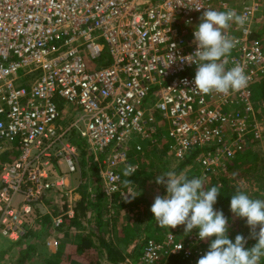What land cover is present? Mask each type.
Returning <instances> with one entry per match:
<instances>
[{
    "label": "built area",
    "instance_id": "1",
    "mask_svg": "<svg viewBox=\"0 0 264 264\" xmlns=\"http://www.w3.org/2000/svg\"><path fill=\"white\" fill-rule=\"evenodd\" d=\"M208 8L248 17L243 28L227 30L238 43L226 68L239 64L248 78L228 95L198 93L196 66L185 60ZM104 49L109 63L93 68ZM263 77L264 0H0V140L17 150L0 169V236L18 241L26 220L43 215L50 192L68 190L74 173L82 183L76 140L109 199L132 194L123 174L137 168L130 141L142 153L144 142L158 140L178 162L196 149L192 178L205 183L227 173L235 155L264 136L252 101ZM73 207L67 202L54 226L72 217ZM206 241L195 228L169 231L148 239L130 264L174 257L197 264Z\"/></svg>",
    "mask_w": 264,
    "mask_h": 264
},
{
    "label": "clouds",
    "instance_id": "2",
    "mask_svg": "<svg viewBox=\"0 0 264 264\" xmlns=\"http://www.w3.org/2000/svg\"><path fill=\"white\" fill-rule=\"evenodd\" d=\"M247 19L234 9H204L200 23L193 31L195 51L185 59L196 66L192 88L198 93L228 95L247 86L243 66L235 64L226 68L227 57L238 43L236 38L227 34V30L233 24L243 28ZM136 170L129 165L123 174L128 177ZM155 182L164 184L166 189V194L157 195L150 207L157 226L169 229L184 225L185 234L195 228L200 240L210 239L208 250L197 264H259L260 258L264 257V200L250 198L241 191L231 196L230 211L236 217L246 218L250 236L256 240L251 248H245L246 238L237 234L234 241L230 240L227 236L228 219L221 210L213 208L219 194L216 186L205 191L202 179H189L183 173L172 171L158 175ZM130 196L134 198L136 195L130 193ZM257 226L259 231H256ZM181 248L182 244H179L175 250Z\"/></svg>",
    "mask_w": 264,
    "mask_h": 264
},
{
    "label": "rangeland",
    "instance_id": "3",
    "mask_svg": "<svg viewBox=\"0 0 264 264\" xmlns=\"http://www.w3.org/2000/svg\"><path fill=\"white\" fill-rule=\"evenodd\" d=\"M102 42V41H100ZM103 56L108 57L107 49H104L102 52ZM258 112L259 116H256L258 120L263 121L264 123V101L258 99ZM165 138L169 139L167 136V131H164ZM167 139V140H168ZM5 145L0 148V161L8 160L12 154L7 152H1L4 149ZM129 161L137 165L139 169L138 174V184H139V209L141 214H139V221H136L135 215H129L125 210L117 213L113 206L109 209V213L107 214L110 218L109 222L111 224L108 226L107 231L105 232L107 239H110L114 242V245L117 247L118 256L121 255L122 259L119 264H130L136 257V253L141 246L142 239L144 236L148 235L150 232L154 233L153 235L156 237H161L165 235L169 231H178L184 230V225H178L176 228H160L157 226L156 222L153 226L147 228V220L146 216H144V212L149 211L152 203L154 202V198L157 195L163 196L166 194V189L164 184H157L155 182L156 177L158 175H163L166 172L171 171L172 168L176 166V163L173 161V158L169 153L167 154V146L164 147L161 145L160 141H156V143L151 144V142L143 143V151L142 153H136L134 151V142H129ZM249 147V146H248ZM85 150V149H84ZM249 150L256 151L260 160L258 162L259 166H262V170H256L252 167L251 173L249 169L251 165L247 160L245 161H235L233 160V170H228L227 173L224 174H214V178L207 179V183L203 182V188L205 191L209 189V184L213 181V179H219L221 175H225L228 179V186L233 189L235 193L237 191H241L249 195L250 198L253 199H261L264 200V136L261 140L253 142V145L249 147ZM155 152L152 154L151 152ZM84 152L86 154H84ZM82 154H79V166H80V174H83V185L86 184L87 188L92 190L94 179L90 178L89 175V164L90 160L87 159V152L84 151ZM163 152V153H161ZM148 154V155H147ZM2 163L0 162V165ZM186 165L181 173L185 174L187 171L189 175L193 176L197 169H192L196 165ZM60 170H64V166L60 165L58 168ZM180 173V174H181ZM259 174V175H256ZM70 182L68 186V190H58L56 192H50V196L47 199H44V209H42L39 213L45 215V210L49 211L50 218L46 219L45 225H43V234L40 236L31 237V240L35 242L36 250L33 252V257L31 261L26 264H41L43 259L47 256L48 252L52 253L57 251V249L61 246V244H67V251H72L71 241L68 240L66 236L65 226L63 223L58 225L57 227L53 224V219L57 216H60L66 210V203L69 202L72 206H74L75 202L79 199V187L78 184V175L76 173L71 174L69 176ZM192 179V178H191ZM208 181H210L208 183ZM92 182V183H91ZM128 182V179H127ZM134 185L133 192H136L137 187ZM109 201V200H108ZM110 202V201H109ZM110 206V205H108ZM46 208V209H45ZM215 210H218L215 205H213ZM45 212V213H44ZM125 212V213H124ZM228 212V211H227ZM224 214V213H223ZM224 216L228 219V227L234 230L243 231V236L246 240L251 238L250 236V228L246 225V218L236 217L230 210L228 215L225 213ZM63 222V221H62ZM92 222V220H91ZM127 224H126V223ZM132 224L125 228V231H130L133 233L132 240L125 243L121 241V236H125L124 231L120 232L122 225ZM82 227H84V231L87 232L89 230L90 225L86 222V219L82 220ZM31 228L34 230H39L41 228L40 224H31ZM82 230L73 231L74 234L80 232ZM256 231H259V227L257 226ZM120 240H119V239ZM124 239V238H123ZM25 240L20 241V243L9 241L8 239L0 236V264H15L18 259L19 249L25 245ZM209 239H207V243ZM55 243V245H54ZM256 240L251 242V244H255ZM209 244V243H208ZM252 245V246H253ZM251 246V247H252ZM53 247V248H51ZM249 247V248H251ZM246 248V244H245ZM104 251V250H103ZM100 264H110L104 258H100Z\"/></svg>",
    "mask_w": 264,
    "mask_h": 264
},
{
    "label": "trees",
    "instance_id": "4",
    "mask_svg": "<svg viewBox=\"0 0 264 264\" xmlns=\"http://www.w3.org/2000/svg\"><path fill=\"white\" fill-rule=\"evenodd\" d=\"M109 63V59L106 56H101L99 59H96L94 61L90 62V65L94 68L97 64H106ZM258 99H261L264 101V77L257 81L252 89V101L254 103V106L256 110L258 111ZM157 114V112H155ZM258 116L260 115L259 112H257ZM75 144L78 146L81 154L84 152V147L82 143L79 140L75 141ZM5 145L0 140V148ZM253 145V144H252ZM251 145V146H252ZM1 152H7L12 154L11 157L8 160L0 161L2 164L12 161L16 154L17 150H10L4 149ZM196 149L192 150L191 154L186 155V157L181 161H174L176 163V166L171 169L172 172H175L176 174H180L182 170L185 168L186 165L190 164H197L195 162L196 159ZM152 154H155V152H151ZM163 153V152H161ZM84 154H86L84 152ZM148 155V154H147ZM87 159L90 160V157L87 155ZM235 161H245L250 163L251 168L249 169L251 173L252 167H256L258 170H262V166L258 165V162L260 160V156L256 151L249 150V148H246L241 153H238L235 155ZM2 164L0 165V169L2 167ZM192 165V166H193ZM89 175L90 178L94 179L93 189L89 191V188H87V185H83V174H80L82 183L78 185L79 187V199L75 202L73 207V216L72 217H63V224L65 226L66 236L68 237V240L71 241V247L72 251H67V244H61V246L57 249V251L47 254V256L43 259L41 264H100V258H104L110 264H119V262L122 259V256L117 254L118 250L117 247L114 245V242L110 239H107L105 232L108 229V226L111 224L109 222L110 218L107 215L109 213V209L113 206L114 210L119 213L122 210H127L126 213L128 214L127 218H129V215H135V220L139 221V214H141V211L139 209L140 202H139V184H138V174L139 169L137 167L136 172L131 174L128 177H125V184L127 186H130L132 190V196H135L132 198L130 195L127 199H122L118 194H113L111 196V199H109L102 191L100 180L98 176V170L97 167H95L94 163L90 160L89 164ZM233 161L229 164V170H233ZM59 168V167H58ZM58 168H56V173H60ZM256 168H254L256 170ZM192 169H196V166H194ZM190 171H187L185 175L191 179L193 176L189 175ZM259 175V174H256ZM225 175H221L219 179H213L211 184H209V189L212 186H216L219 189V194L217 196L216 203L214 204L218 210H221L224 214L226 213L228 215L229 213V204L230 199L232 195H235L236 193L233 191L231 187L228 186V179L225 177ZM128 179V182H127ZM92 183V182H91ZM134 185L137 187L136 192H133ZM135 187V188H136ZM208 190V189H207ZM93 194V196H92ZM110 202H109V201ZM110 205V206H108ZM228 211V212H227ZM125 213V212H124ZM144 216H146L147 224L146 227L149 228L154 225L156 222L153 218L152 212L146 211L144 212ZM51 219L50 214L45 215H34L30 218H28L24 224V228L26 231L22 235V237L16 241V243H20V241L25 240V245L19 249L18 252V259L15 264H26L27 262L31 261L33 257V252L36 250V245L33 240H31V237L35 236H41L43 234V225H45V220ZM86 219V222L90 225L89 230L87 232L84 231V227H82V220ZM130 219V218H129ZM92 220V222H91ZM40 224L41 228L39 230H34V228H31V224ZM126 223V222H125ZM127 224V223H126ZM126 224L123 223L120 232L125 233V236H121V241H124L127 243L128 241H131L133 233L130 231H125V228L127 226L132 225L131 223L128 224L126 227H124ZM82 230L76 234L73 233V231ZM154 233H149L148 235L144 236L142 239V243L140 248L138 249V252L136 253L135 257H137L142 249L143 244L148 239H155L160 240L163 238L164 235L161 237H156L153 235ZM237 234L243 235V231L241 230H234L231 228H227V236L230 240H235V236ZM124 238V239H123ZM119 239V238H118ZM120 240V239H119ZM255 239L250 238L247 240L246 248L251 247ZM210 244V239L209 242ZM204 244L206 246V249L208 250L209 244ZM104 250V251H103ZM135 260V259H134ZM133 260V261H134ZM167 264H182V261L179 257H174L169 259ZM259 264H264V257L260 258Z\"/></svg>",
    "mask_w": 264,
    "mask_h": 264
},
{
    "label": "crops",
    "instance_id": "5",
    "mask_svg": "<svg viewBox=\"0 0 264 264\" xmlns=\"http://www.w3.org/2000/svg\"><path fill=\"white\" fill-rule=\"evenodd\" d=\"M51 248H53V247H51ZM54 249V248H53Z\"/></svg>",
    "mask_w": 264,
    "mask_h": 264
}]
</instances>
